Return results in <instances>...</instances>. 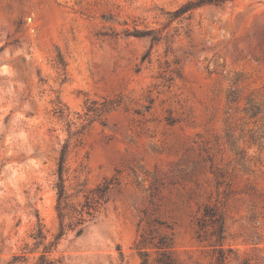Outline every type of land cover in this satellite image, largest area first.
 Masks as SVG:
<instances>
[{
	"label": "rangeland",
	"instance_id": "obj_1",
	"mask_svg": "<svg viewBox=\"0 0 264 264\" xmlns=\"http://www.w3.org/2000/svg\"><path fill=\"white\" fill-rule=\"evenodd\" d=\"M197 1L0 0V264L55 240L64 144L69 204L108 198L50 258L264 264V0Z\"/></svg>",
	"mask_w": 264,
	"mask_h": 264
},
{
	"label": "trees",
	"instance_id": "obj_2",
	"mask_svg": "<svg viewBox=\"0 0 264 264\" xmlns=\"http://www.w3.org/2000/svg\"><path fill=\"white\" fill-rule=\"evenodd\" d=\"M202 0H198L195 3H201ZM211 1V0H209ZM220 1V0H216ZM67 144H64L60 152L58 161V182H57V216L59 219V232L55 236L53 242L45 243L46 236L42 233L40 227L30 236L34 240L36 247L42 245L43 250L40 252L37 260L32 264H60L59 259L50 258L47 256V252H50L54 243L64 233L65 226L68 229H75L77 234L82 233L86 222L92 220L95 214L99 211L100 207L107 200L108 184L103 183L92 190L88 194L84 195L83 202L79 207L70 205L67 195L65 193L63 174L66 170ZM68 219L67 223L64 220ZM207 226L211 227V230L207 232ZM196 237L199 240H203L209 234L214 237V245H220L224 238V219L222 213L212 204H207L203 207L200 216L196 220ZM158 247L160 251L153 264H176L175 259L167 250L168 244L165 240H158ZM146 258L143 259V264H147ZM222 263L221 254L217 257L216 264Z\"/></svg>",
	"mask_w": 264,
	"mask_h": 264
}]
</instances>
